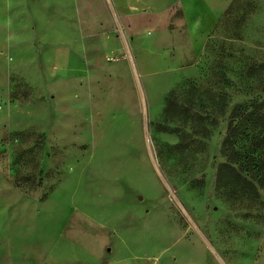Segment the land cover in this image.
<instances>
[{
	"label": "rangeland",
	"instance_id": "obj_1",
	"mask_svg": "<svg viewBox=\"0 0 264 264\" xmlns=\"http://www.w3.org/2000/svg\"><path fill=\"white\" fill-rule=\"evenodd\" d=\"M69 1L71 37L88 45L31 70L26 51L0 60V264H214L216 251L249 264L264 148L255 119L229 123L238 106L264 113V0L235 3L193 66L152 24L128 35L131 56L90 44ZM15 65L29 88L13 80L9 99Z\"/></svg>",
	"mask_w": 264,
	"mask_h": 264
},
{
	"label": "crops",
	"instance_id": "obj_2",
	"mask_svg": "<svg viewBox=\"0 0 264 264\" xmlns=\"http://www.w3.org/2000/svg\"><path fill=\"white\" fill-rule=\"evenodd\" d=\"M49 0H0V60L2 55L12 51H26L24 58L28 69L37 67L35 56L42 59H59L64 64L67 54L79 51L87 44L71 37L69 23L72 20L69 8L65 4L69 0H57L61 14L59 24L52 25L54 7ZM242 0H78L75 11L79 14V36H87L89 43L95 46L114 47L126 50L131 56L127 43L128 35L134 36L137 27L152 24L160 37L174 36L173 44L190 52L187 65H195L196 58L205 48L208 37L218 23L230 11L235 3ZM250 6H257L258 0H250ZM71 4V2H70ZM254 12V11H253ZM119 25L118 39H113L112 25ZM74 33V32H73ZM120 36V37H119ZM95 39L96 42H93ZM133 39V38H132ZM166 39V38H165ZM88 45V44H87ZM191 60L193 62H191ZM54 63V61H53ZM56 66V63H54ZM184 64V63H183ZM16 70V71H15ZM35 71V70H34ZM15 65L14 71H8L7 91L12 99V81L29 85ZM36 72V71H35ZM26 74V73H25ZM260 246L254 250L249 264H264V234L260 238ZM214 257V256H213ZM227 256L215 252L214 264H230Z\"/></svg>",
	"mask_w": 264,
	"mask_h": 264
},
{
	"label": "trees",
	"instance_id": "obj_3",
	"mask_svg": "<svg viewBox=\"0 0 264 264\" xmlns=\"http://www.w3.org/2000/svg\"><path fill=\"white\" fill-rule=\"evenodd\" d=\"M173 89L170 91V94L167 96L165 100V106L163 109L164 114H170L173 115L174 113H177L176 111L172 110L170 112L171 106H177V103L175 102L173 98ZM234 118H238L237 121L233 122ZM255 119V123L253 128L257 129L258 131V138H260V141H262L261 148H264V113H258L255 114L252 111L247 110V106H238L236 109H234L231 113V120L229 125H232V131L237 129L240 126V120H246V119ZM264 151V150H263ZM257 162V168L259 171L258 175V187L262 188L264 190V160L263 158H258L256 160ZM222 167H226L229 170L233 171V173L240 178L245 184L249 183V185L253 188L254 192L257 193V187L253 182L248 181L245 177L243 178L233 166H230V164H222L220 165V170Z\"/></svg>",
	"mask_w": 264,
	"mask_h": 264
}]
</instances>
